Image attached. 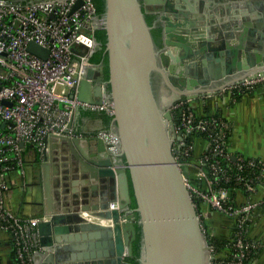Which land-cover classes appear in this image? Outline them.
<instances>
[{
  "label": "water",
  "instance_id": "water-1",
  "mask_svg": "<svg viewBox=\"0 0 264 264\" xmlns=\"http://www.w3.org/2000/svg\"><path fill=\"white\" fill-rule=\"evenodd\" d=\"M104 4L95 28L106 31L109 79H97L94 64L79 97L88 100L91 87L100 103V82L106 83L113 103L109 128L118 143L108 149L99 137L50 136L51 153L39 163L41 264H134L128 258L136 224L139 264H213L196 197L184 180L188 169L175 160L169 107L264 76V0ZM151 13L157 15L154 23L148 21ZM27 48L49 55L33 41Z\"/></svg>",
  "mask_w": 264,
  "mask_h": 264
},
{
  "label": "built area",
  "instance_id": "built-area-1",
  "mask_svg": "<svg viewBox=\"0 0 264 264\" xmlns=\"http://www.w3.org/2000/svg\"><path fill=\"white\" fill-rule=\"evenodd\" d=\"M98 21L93 0H0V225L11 235L16 264H37L42 250L38 224L45 219L9 207L7 194L16 174H25L31 158L42 162L50 155L51 135L99 137L108 149H116L118 139L109 127L87 133L74 127L79 108L113 112L105 82H100V103L91 87L88 100L79 97L94 66L90 59L99 44L94 35ZM32 41L49 50L47 58L28 50ZM260 82L264 76L211 95L179 99L169 107L175 121V160L188 169L184 180L196 206L201 202L200 218L205 206L233 218L228 252L217 254L211 244L213 264H251L252 254L261 248L249 230L253 213L264 207V160L233 153L229 120L218 112L200 114L194 104L242 95ZM198 138L203 139L199 153Z\"/></svg>",
  "mask_w": 264,
  "mask_h": 264
},
{
  "label": "crops",
  "instance_id": "crops-1",
  "mask_svg": "<svg viewBox=\"0 0 264 264\" xmlns=\"http://www.w3.org/2000/svg\"><path fill=\"white\" fill-rule=\"evenodd\" d=\"M262 12V10H260ZM198 113H222L230 122L231 130L229 146L233 153H242L246 156L264 160V82L255 84L251 89L240 96H228L211 100L207 104H194ZM76 114L74 127L79 133L98 130L104 124L102 117L96 115ZM105 127H107L104 124ZM98 128V129H97ZM197 153L203 146V139L198 138ZM39 163L34 158L27 162L26 172L22 176H15V184L7 194V203L10 208L24 216H42L43 188ZM115 205V204H114ZM117 205V204H116ZM205 224L218 237L229 236L234 227L233 218L222 212L204 207ZM94 222H103L98 218L89 219ZM250 237L260 242V252L253 257L251 264H264V207L253 213V221L249 230ZM42 251V250H41ZM44 255L37 254V264L43 263ZM0 264H16L11 235L0 225Z\"/></svg>",
  "mask_w": 264,
  "mask_h": 264
},
{
  "label": "trees",
  "instance_id": "trees-1",
  "mask_svg": "<svg viewBox=\"0 0 264 264\" xmlns=\"http://www.w3.org/2000/svg\"><path fill=\"white\" fill-rule=\"evenodd\" d=\"M94 5L96 7V12L97 14L100 16L102 15V13L104 12V0H93ZM148 21L151 23L152 21V16L148 15ZM95 38L97 39V41L102 45V48L100 50H97L93 56L91 57V62L93 64H101L103 65V81H107L109 79V64H108V53L106 52V41H107V35H106V31L105 29H96L94 32ZM109 88V86H108ZM240 96V95H238ZM84 115H96L95 112L93 111H89V110H82L81 111ZM98 116H101L103 119L104 124L109 127L111 125V121H112V115H109L107 113L101 112V114H99ZM130 191H131V207L135 208L137 206L135 197H134V193H133V188L131 185V181H130ZM198 206V212H200V201L197 200ZM203 225L205 226V228L207 229V238L208 241L213 244L214 248H215V252L217 254H226L228 252V247H229V236L222 238V237H218L215 234H213L208 227L206 226L205 222L202 220ZM136 231H137V237L136 239L133 241V255L131 257L128 258V260H130V262L134 263V264H139L138 261V257L140 254V227L136 224ZM232 233H229V235ZM260 252V249H258L256 252H254L252 254V258L254 256H256L258 253ZM14 257H15V262L16 260V256H15V252H14ZM247 264H249V262H247Z\"/></svg>",
  "mask_w": 264,
  "mask_h": 264
},
{
  "label": "flooded vegetation",
  "instance_id": "flooded-vegetation-1",
  "mask_svg": "<svg viewBox=\"0 0 264 264\" xmlns=\"http://www.w3.org/2000/svg\"><path fill=\"white\" fill-rule=\"evenodd\" d=\"M150 16H152V21L151 22H153L154 23V21H155V18L157 17V15L154 13H151V14H149ZM100 16H102V15H100ZM98 29H103V28H98ZM153 33H154V35H155V37L157 38V40L158 41H160V34H159V28H157V29H155L154 31H153ZM99 43V42H98ZM102 48V45L99 43L98 44V48H97V50H100ZM96 66H97V68H96V70H95V72H94V75H95V77L97 78V79H99V80H103V65H101V64H96ZM128 261H130V260H128Z\"/></svg>",
  "mask_w": 264,
  "mask_h": 264
},
{
  "label": "bare ground",
  "instance_id": "bare-ground-1",
  "mask_svg": "<svg viewBox=\"0 0 264 264\" xmlns=\"http://www.w3.org/2000/svg\"><path fill=\"white\" fill-rule=\"evenodd\" d=\"M113 208H115V207H117V205L115 204V205H113L112 206ZM86 216H88L87 214H85ZM89 217V216H88ZM104 222H109V221H104Z\"/></svg>",
  "mask_w": 264,
  "mask_h": 264
},
{
  "label": "rangeland",
  "instance_id": "rangeland-1",
  "mask_svg": "<svg viewBox=\"0 0 264 264\" xmlns=\"http://www.w3.org/2000/svg\"><path fill=\"white\" fill-rule=\"evenodd\" d=\"M201 219L204 221L205 220V217L203 216V217H201ZM206 231V230H205Z\"/></svg>",
  "mask_w": 264,
  "mask_h": 264
}]
</instances>
